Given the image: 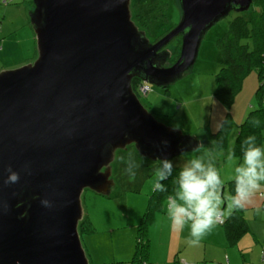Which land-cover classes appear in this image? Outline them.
I'll return each mask as SVG.
<instances>
[{"label": "water", "instance_id": "1", "mask_svg": "<svg viewBox=\"0 0 264 264\" xmlns=\"http://www.w3.org/2000/svg\"><path fill=\"white\" fill-rule=\"evenodd\" d=\"M178 1L180 22L152 43L132 0H32L36 58L0 71V264H90L84 190L110 196L129 145L152 159L197 148L154 116L132 81L169 85L195 63L204 31L253 0ZM179 34L180 56L165 67L158 51Z\"/></svg>", "mask_w": 264, "mask_h": 264}, {"label": "rangeland", "instance_id": "2", "mask_svg": "<svg viewBox=\"0 0 264 264\" xmlns=\"http://www.w3.org/2000/svg\"><path fill=\"white\" fill-rule=\"evenodd\" d=\"M15 1L18 5H9L12 8L7 9L2 3L3 0H0V20L4 19L3 27L0 29V71L24 65L30 53L35 52L36 49L35 30L31 17L29 19L27 15L29 3L26 0ZM151 1L157 4L166 0ZM167 1H169L167 8H174L169 17L170 23L166 24V27H169L180 22L182 9L178 0L176 3L175 0ZM137 2L142 4V0ZM233 15L234 12L228 13L204 31L197 59L189 69L167 86L149 84L148 92H142L140 96L142 103L160 122L174 129H182L187 135L196 134L200 150L194 151L196 148H191L168 158L173 166L183 167L189 160L205 156L206 160L211 159L214 162L224 184L233 178L234 167L240 160L242 161L241 157H235L229 161L227 156L229 152H233L238 124L244 119L234 126L226 147L218 148L217 143L207 134L217 131L227 115V109L215 96L216 74L221 69V56L216 43L221 30L226 27ZM179 39L180 37L173 39L168 47L158 51L164 55V64L170 62L172 56L176 55V44ZM17 64L18 66H15ZM258 79L257 72L253 71L247 77L241 94L237 97L249 98L248 93L252 94L259 85ZM253 84L255 87L251 88ZM254 96L255 93L251 97ZM255 102L257 103V98ZM235 106L236 104L233 108ZM239 106L240 103H238L237 111L240 109ZM234 115L238 119L241 117V114ZM134 147L136 146L129 145V150L119 153L115 161L113 178L116 185L110 196H104L90 188H86L82 193L85 220L87 219L90 224L80 228L79 231L90 264H132L134 261L138 238L141 236L139 226L155 193L153 190L155 171L160 160L139 158ZM129 158L139 165L134 181L130 180L125 172ZM225 193V198L229 197L228 188ZM158 234L159 225L150 232L154 242L155 235ZM147 238L149 240V231ZM151 257L157 262L165 261V255L163 256L156 245Z\"/></svg>", "mask_w": 264, "mask_h": 264}, {"label": "trees", "instance_id": "3", "mask_svg": "<svg viewBox=\"0 0 264 264\" xmlns=\"http://www.w3.org/2000/svg\"><path fill=\"white\" fill-rule=\"evenodd\" d=\"M30 8H34L32 0H26ZM132 0L133 19L141 29L147 32L150 40L156 42L158 38L164 36L177 23L166 27L169 22L172 9L167 8L169 1H162L154 4L151 0H142V4ZM15 0H3L7 9L12 8L9 5L17 4ZM141 2V1H140ZM177 0H175V3ZM179 2V1H178ZM141 4V6H140ZM19 8V6H16ZM22 8V7H21ZM234 15L221 30L220 36L217 39V49L221 56V69L216 74L217 91L215 96L219 99L220 103L227 109V115L224 117L221 127L210 133L212 140L217 143L218 148H223L228 145L229 135L237 124L232 113V108L236 97L242 91L245 79L253 72L258 74L259 85L255 92L257 98L256 107L250 109L242 123L238 124V133L235 140L233 152L236 157H243V141L250 135L256 136V143L258 146L263 147L264 144V0H253L251 7L245 11L232 10ZM29 12L27 15L29 17ZM30 19V17H29ZM0 20V29L1 22ZM176 44V55L172 56L170 62L174 63L181 51L182 35L179 34L175 38H179ZM174 38V39H175ZM173 41V39H172ZM171 41V42H172ZM170 42V43H171ZM169 43V44H170ZM168 44V45H169ZM166 45V47H168ZM144 78H134L132 85L134 90L138 91V86ZM256 118L260 121L258 127L253 126L251 121ZM209 131L208 129H206ZM196 136L190 134L187 138V143L196 147L199 142ZM154 157L156 156L153 154ZM182 167L173 166L172 175L164 180L162 183L166 186V192L155 191L154 196L151 198L148 210L142 218L139 226L141 236L138 238L137 251L132 264H149L150 241L148 240V231L150 226L155 220V215L158 212L164 211V202H167V197L174 194L177 188V177ZM229 191L232 196L235 195L234 180L229 182ZM264 190L260 191L263 192ZM259 193V194H260ZM264 208V205H263ZM243 209H235L233 213L224 221V228L230 246H236L241 238L248 232V225L242 216ZM90 222L85 218L80 224V228L85 225L89 226ZM223 225V224H222ZM89 230H91L88 227ZM264 247L261 253V261L264 263Z\"/></svg>", "mask_w": 264, "mask_h": 264}, {"label": "clouds", "instance_id": "4", "mask_svg": "<svg viewBox=\"0 0 264 264\" xmlns=\"http://www.w3.org/2000/svg\"><path fill=\"white\" fill-rule=\"evenodd\" d=\"M149 84L151 83L144 86ZM146 92L148 90L144 93ZM251 123L256 127L260 125L256 118ZM256 140V136L250 135L243 141L245 147L242 161L233 169L234 196L224 197V181L220 172L214 162L206 160L205 156L189 160L180 170L176 180L177 188L174 194L167 197V215L173 231L182 232L186 226L189 227V238L186 240L189 245H199L205 234L221 219L226 199V210L230 214L235 209L245 207L252 196L264 188V147L258 146ZM162 144L167 146L168 141L164 140ZM199 150L198 145L194 151ZM234 158L235 153L229 152L227 159L232 161ZM138 168L139 165L129 158L125 172L130 180H135ZM172 171L173 164L167 157L159 160L155 171L154 191H167L162 182L172 175ZM17 180L18 175L12 172L9 181Z\"/></svg>", "mask_w": 264, "mask_h": 264}, {"label": "crops", "instance_id": "5", "mask_svg": "<svg viewBox=\"0 0 264 264\" xmlns=\"http://www.w3.org/2000/svg\"><path fill=\"white\" fill-rule=\"evenodd\" d=\"M2 27L3 24L1 22V29ZM36 55L37 52L35 49V52L32 51V53H30L29 58L25 63L29 60H33ZM15 66H18V64ZM246 80L247 78L245 81ZM245 81L244 84L246 83ZM254 87L255 84H253L251 88ZM257 88L254 89L252 94L256 92ZM252 94L248 93V97L250 96L249 98L237 97L235 99L234 104H236V106L232 108V113L236 115L241 114L240 119L234 115L236 123L245 119L250 109L256 107V97H251ZM238 103H240V109L237 111ZM231 180H233V178ZM230 181L224 184V197L226 194V188L229 187ZM263 189L264 188L260 191ZM260 191L256 192L252 196L250 202L242 208V216L248 225V232L241 238L236 246H230L224 224L221 225L218 222L216 225L219 227L214 225V227L205 234L199 245H189L186 243V240L189 238V227L186 226L182 232L173 231L171 228V222L167 215V203L164 202V211L158 212L155 215V220L149 228L151 252V254L149 252V264H264L263 261H261V253L264 247V200L260 197ZM228 193L229 196H232L229 188ZM226 205L227 199L224 206L225 211L222 216L224 221H226L234 211L233 210L229 214L226 210ZM158 225L159 234L155 235L156 241L154 242L150 237V232L155 230ZM154 245L160 249L163 256L165 255L164 262H157L151 257ZM92 262L94 261L92 260Z\"/></svg>", "mask_w": 264, "mask_h": 264}, {"label": "flooded vegetation", "instance_id": "6", "mask_svg": "<svg viewBox=\"0 0 264 264\" xmlns=\"http://www.w3.org/2000/svg\"><path fill=\"white\" fill-rule=\"evenodd\" d=\"M167 34V33H166ZM166 34H164V35H166ZM149 37V36H148ZM161 37H163V36H161ZM151 41V40H150ZM152 42V41H151ZM153 43V42H152ZM158 59H162V61H161V64L163 65V66H165V67H167V66H170V65H172L173 63H171V62H167L166 64H164V55H162L161 57H159ZM136 78H138V77H140L139 75L138 76H135ZM134 77V78H135ZM145 84H148L144 79L142 80V82L140 83V85L138 86V91L136 92L138 95H139V97L142 95V92H144V91H142V88H143V86L145 85ZM145 105V104H144ZM195 137V136H194Z\"/></svg>", "mask_w": 264, "mask_h": 264}, {"label": "built area", "instance_id": "7", "mask_svg": "<svg viewBox=\"0 0 264 264\" xmlns=\"http://www.w3.org/2000/svg\"><path fill=\"white\" fill-rule=\"evenodd\" d=\"M148 90V86H143L142 91H147ZM260 196L264 199V191L260 193ZM219 224H224V220L221 217V219L218 221ZM264 259V258H263Z\"/></svg>", "mask_w": 264, "mask_h": 264}]
</instances>
